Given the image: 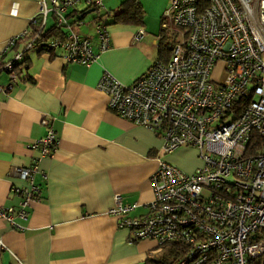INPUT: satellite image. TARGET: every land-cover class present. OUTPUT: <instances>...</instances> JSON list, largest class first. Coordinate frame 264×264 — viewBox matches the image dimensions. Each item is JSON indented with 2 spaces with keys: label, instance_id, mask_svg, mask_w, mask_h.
I'll return each mask as SVG.
<instances>
[{
  "label": "built area",
  "instance_id": "obj_1",
  "mask_svg": "<svg viewBox=\"0 0 264 264\" xmlns=\"http://www.w3.org/2000/svg\"><path fill=\"white\" fill-rule=\"evenodd\" d=\"M81 3L97 12L92 38L77 33L83 21H70V11ZM101 9V1L39 0L31 20L36 31L4 65L9 84L0 92L12 90L15 65L30 50L59 53L66 64L95 63L110 47L103 22L108 11L102 15ZM50 21L58 35L51 38L45 36ZM161 28L173 41L166 60L131 85L105 72L98 89L111 112L163 139L164 154L193 147L204 167L187 175L159 160L150 177L154 197L146 214L130 217L134 206H125L120 196L109 214L129 232L131 243L156 244L150 264H264V0H170ZM144 36L139 30L134 41ZM219 63L224 77L214 82ZM43 124L46 135L30 147L40 150V158L50 156L56 144L49 123ZM17 172L28 183L14 190L18 216L26 219V209L39 200L37 163ZM14 213L0 209V219L13 225ZM168 248L174 249L172 256L157 260Z\"/></svg>",
  "mask_w": 264,
  "mask_h": 264
},
{
  "label": "crops",
  "instance_id": "obj_2",
  "mask_svg": "<svg viewBox=\"0 0 264 264\" xmlns=\"http://www.w3.org/2000/svg\"><path fill=\"white\" fill-rule=\"evenodd\" d=\"M38 1L0 0V64L23 51L22 36L31 32ZM92 1L115 6L108 10L114 14L126 0L119 5L118 0ZM168 4L165 0L157 18H145L144 10L141 26L115 23L110 17V47L89 67L66 64L59 53L24 54L14 87L0 92V209L15 211L13 225L0 219V264H150L148 256L157 251L156 244L131 243L129 232L118 228L109 211L120 196L125 206H134L130 217L146 214L154 197L150 177L162 158V143L150 130L111 112L98 84L106 72L131 85L156 61L166 59L158 50ZM90 10L81 3L70 11V21H83L76 26L81 37L94 36V12L86 15ZM140 29L145 36L135 42ZM14 39L17 44L7 50ZM8 84L1 72L0 87ZM44 121L54 131L56 144L50 156L40 158V150L30 147L46 135ZM35 163L39 200L22 219L14 190L28 183L17 171Z\"/></svg>",
  "mask_w": 264,
  "mask_h": 264
},
{
  "label": "rangeland",
  "instance_id": "obj_3",
  "mask_svg": "<svg viewBox=\"0 0 264 264\" xmlns=\"http://www.w3.org/2000/svg\"><path fill=\"white\" fill-rule=\"evenodd\" d=\"M140 1L142 2V5L144 6V10L146 11L145 18H147V17L157 18L159 16V12H161L163 10V6H164V2H165V0H140ZM115 4L119 5L120 1L119 0L116 1ZM169 5H170V0H169V4H168V7L166 8V10L169 9ZM115 8H116L115 6L109 7V5H107L106 7H104V9H101L99 11V13L103 15L108 10H114ZM166 10L164 11L163 15L165 14ZM93 14L96 15L97 12L93 13ZM93 14H91L90 16H92ZM90 16L85 19L86 24L90 23L89 22L91 19ZM103 22L108 25L107 29H109L111 27L112 20L109 16L104 15L103 16ZM140 30H143V29H140ZM146 70H147V68L145 69V71ZM223 77H224L223 64L222 63L216 64L214 66L213 71H212V80L214 82L220 81L223 79ZM159 139L162 143V146H161V151H162L163 139H161V138H159ZM162 153H163V151H162ZM161 160L163 162H166L168 164L175 166L176 168H178L184 174H187V175H192V174L196 173L197 170L202 169L204 167V162L200 158L199 151L193 147H180L177 150H175L173 153H170V154H164L163 153ZM164 255H165V253H164ZM164 255H161V257H163Z\"/></svg>",
  "mask_w": 264,
  "mask_h": 264
},
{
  "label": "trees",
  "instance_id": "obj_4",
  "mask_svg": "<svg viewBox=\"0 0 264 264\" xmlns=\"http://www.w3.org/2000/svg\"><path fill=\"white\" fill-rule=\"evenodd\" d=\"M208 0H205V3H207ZM107 15L109 17H114L115 19V23H119V24H133L136 26H141L143 25V20H144V10L141 6V3L139 2V0H126L124 1L121 6L119 7V10L116 11V13H110L108 11ZM36 27L37 26H33L30 23V30L32 34H30L29 36H26L24 38V40H22V43H27L28 40L31 38V36L34 34L33 32L36 31ZM52 29H48L47 33H49L50 35H45V36H51L52 34ZM164 33V32H163ZM55 36H58L57 33H54ZM17 44V42L15 43V45ZM172 44L173 41L171 39V37L168 36H163L161 37V41L159 43V50H158V56L160 58L162 57H166V59L169 57L170 51L172 49ZM39 53H43V50H37ZM28 52V51H27ZM26 52V53H27ZM165 59V60H166ZM6 64V62H3L2 64H0V73L1 72H5L4 70V65ZM23 65H24V61L18 63L15 65V73L17 74V76L20 75V72L23 69ZM174 249L172 248H168L165 255H164V260H167L168 258H170L172 256V254L174 253L173 251Z\"/></svg>",
  "mask_w": 264,
  "mask_h": 264
},
{
  "label": "water",
  "instance_id": "obj_5",
  "mask_svg": "<svg viewBox=\"0 0 264 264\" xmlns=\"http://www.w3.org/2000/svg\"><path fill=\"white\" fill-rule=\"evenodd\" d=\"M91 12H93V10L88 11V12L86 13V15L90 14Z\"/></svg>",
  "mask_w": 264,
  "mask_h": 264
}]
</instances>
